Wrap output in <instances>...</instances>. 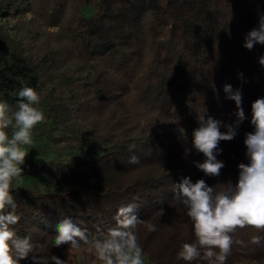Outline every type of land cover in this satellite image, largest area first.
Returning <instances> with one entry per match:
<instances>
[{
    "label": "trees",
    "instance_id": "1",
    "mask_svg": "<svg viewBox=\"0 0 264 264\" xmlns=\"http://www.w3.org/2000/svg\"><path fill=\"white\" fill-rule=\"evenodd\" d=\"M26 9L34 13L31 21L9 31L3 21ZM259 14L264 0H0V99L15 107L13 93L24 85L38 93L51 85L41 106L47 125L72 147L64 161L41 159L31 171L21 166L12 188L17 234L30 235L37 253L64 260L73 249L52 246L60 219L69 216L92 232L133 203L142 220L157 226L138 230L149 263L187 264L177 251L195 237L173 184L189 177L218 188L235 183L236 165L248 162L243 140L253 131L251 102L264 96L258 63L264 45L248 50L243 44ZM48 25L59 28L51 46L39 40ZM225 84L241 90L248 119L232 140L220 141L217 159L225 167L210 177L193 164L204 157L192 146V130L204 109L222 124L234 122ZM133 154L138 164L128 163ZM255 234L251 228L234 233L247 246L233 245L227 264H264V241L250 242ZM31 255L19 264H33Z\"/></svg>",
    "mask_w": 264,
    "mask_h": 264
},
{
    "label": "clouds",
    "instance_id": "2",
    "mask_svg": "<svg viewBox=\"0 0 264 264\" xmlns=\"http://www.w3.org/2000/svg\"><path fill=\"white\" fill-rule=\"evenodd\" d=\"M256 44L264 45V14L258 16V27L249 30L243 46L252 50ZM264 68V54L258 57ZM243 79V74L238 73ZM226 98L236 106L233 123H223L206 116L204 109L197 117V126L192 130V146L204 157L193 161L205 176L216 177L225 167L217 159L222 152L220 141L232 140L237 128L246 117L242 107V93L231 84L223 85ZM16 96L15 107L0 99V264H19L29 258L33 264H65L55 255H43L35 251L31 236L21 237L14 226L19 222L17 203L12 194L13 183L23 176L28 151L33 144L34 129L46 122L41 105V96L33 87L24 85ZM250 120L253 131L246 132L247 163L236 165L238 175L235 183L228 180L219 187L209 186L204 179L193 182L184 177L173 184L174 199L182 206L192 223L195 242H183L177 251V259L192 264H227L233 245L246 247L243 239L234 238L237 230L254 229L250 242L255 245L264 241V96L256 98L250 105ZM174 123H178V118ZM223 126L226 131H221ZM135 148L131 145L129 151ZM128 163L138 164L139 157L130 155ZM136 205L119 206L113 216L114 223L97 225L94 231L81 228L69 216L55 225L52 246L69 245L79 250V264H146L144 251L139 242L141 225L148 232L157 230L156 224L142 220L136 214Z\"/></svg>",
    "mask_w": 264,
    "mask_h": 264
},
{
    "label": "rangeland",
    "instance_id": "3",
    "mask_svg": "<svg viewBox=\"0 0 264 264\" xmlns=\"http://www.w3.org/2000/svg\"><path fill=\"white\" fill-rule=\"evenodd\" d=\"M34 0H32L33 2ZM41 3H36V7H40ZM84 12L88 13L89 9H85ZM34 13L31 9H26L22 13H16L8 16L3 23H5L7 29L9 31L13 30V28L18 29L22 31L23 24L28 23V21L33 18ZM26 28V25H25ZM58 26L57 25H48L44 26V29H40L41 37L39 40L41 42L52 45L53 41H55L59 35H58ZM36 34H34V37ZM35 38H32V40ZM36 46L39 48H43L44 46L36 43ZM48 46V47H50ZM51 88V85H46L40 92L41 96V105L40 106H46V103L48 101V92ZM49 120H46L45 123L38 125L34 131H33V144L31 146H26V150L28 151V154L25 158V166L30 170V167L34 164L36 161H40L41 159H55L56 161L60 160H66L70 157L72 152V147L67 145V143L59 139V131L57 128L47 125L49 123ZM74 142V140L72 141ZM31 171V170H30ZM80 255L79 250H71L66 255L64 261L65 264H79L78 257ZM146 264H150L148 258L144 257ZM91 264V261H90ZM237 264H257V263H246L241 262Z\"/></svg>",
    "mask_w": 264,
    "mask_h": 264
}]
</instances>
